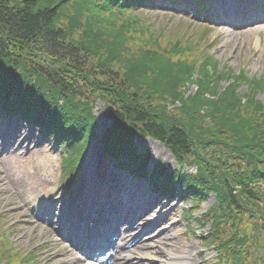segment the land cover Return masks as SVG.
<instances>
[{
    "label": "trees",
    "instance_id": "16d2710c",
    "mask_svg": "<svg viewBox=\"0 0 264 264\" xmlns=\"http://www.w3.org/2000/svg\"><path fill=\"white\" fill-rule=\"evenodd\" d=\"M148 1L0 0V114L20 116L63 146L60 183L69 191L98 138L101 99L112 119L99 139L105 155L125 157L145 177L150 151L136 150L135 136L162 143L180 166L155 165L150 175L163 191L185 190L196 209L215 197L200 219L210 225L214 264H264V82L225 74L202 34L189 41L143 26L134 13ZM10 242L0 234V264H29Z\"/></svg>",
    "mask_w": 264,
    "mask_h": 264
},
{
    "label": "rangeland",
    "instance_id": "374dc122",
    "mask_svg": "<svg viewBox=\"0 0 264 264\" xmlns=\"http://www.w3.org/2000/svg\"><path fill=\"white\" fill-rule=\"evenodd\" d=\"M212 1L216 2L217 0ZM166 5H168V0L161 2L148 1L144 7L137 9L134 14L143 26L152 28L158 34L173 33L189 41H195L199 38L198 34H202L205 38L199 39L207 43L205 45L207 51H205L214 56L218 62L217 67L220 70L223 69L225 74L235 75L244 72L247 77L251 79L262 78L264 82V24L235 31L231 30L226 24L201 28L203 27L201 23L205 20L198 19L189 7L176 9L175 7L179 6V2L169 5V7L174 6V9L168 8ZM253 25H255L254 21ZM48 57L50 58V56ZM44 58L43 60H45ZM85 70H91V65H87ZM80 82L83 83V81ZM226 86V82H224L222 87ZM187 89V94H193L197 90V86L189 85ZM180 90L183 91L184 87ZM238 92L246 93L247 86L239 87ZM257 99L264 105V83ZM158 100L157 103L163 102L162 99ZM168 101L169 111H176V107L180 106L179 102L170 103V98ZM95 104V132L98 138L92 140L88 145L82 171H86L85 166L89 163H91L90 168L96 170L100 162L102 163V169H100L103 170L104 168V182L109 184L108 173L113 170V162L107 160L104 164L99 139L103 136L105 130L111 126L112 119L108 115L104 101L97 99ZM7 130L6 127L0 126V151L4 147H1L3 143H6L7 146V151L0 152V232H6L10 235V243L16 248L19 255L34 253L35 256L37 254L35 257L36 264H65L53 256L57 252L49 250L53 249V246L55 247L53 236L56 232L55 227L51 229L47 224L34 223L35 217L32 209L33 207L47 208L46 201L49 202L48 198L54 199V203L58 201L55 200L56 197H60V200H67L66 188L60 186L59 181V160H62L60 154L64 148H58L51 140L38 136V132H35V130L29 134L27 128L26 131L20 129V133L17 135L13 134L12 131L9 132L10 139L5 140ZM134 146L140 152L150 151L148 171L152 170L159 162L166 164L169 170H180V166L177 164L172 152L161 143L151 138H143L137 133ZM93 149L95 153L92 152ZM183 172L187 174L195 173L196 167L189 168L186 166ZM118 175L121 174L118 173L116 177ZM122 175L124 176V174ZM111 180L116 179L112 178ZM119 183H122L121 180ZM140 183H143V181ZM156 200L150 203L155 204V207H157L155 211L159 214L163 212L165 218L164 216L158 218V214L148 220L150 223H160L162 220L157 228H160L162 233L168 232L172 239L168 236L166 240L159 244L155 241L157 238H151L147 244H150V247L151 244L156 245V248L135 247L131 251L124 248L126 250L123 251L124 260L128 256L134 259V263L131 264H141L140 261L148 259L153 264H173L175 261L171 256H181V260L184 258L191 264L211 262L216 257L217 252L212 248L211 242H205L199 236L209 229V224L201 228L200 219L214 205V195H210L204 203L199 205L198 209H196L197 207L193 202H187L181 198H174L169 201L157 197ZM192 206L195 210L187 216L185 210L188 211ZM18 209L20 212L17 211ZM48 215L51 216L50 213ZM27 221L33 226H27L25 224ZM175 223H177L176 226L171 229ZM172 242H174V246H170ZM47 244L51 246L48 247ZM151 252H153V255Z\"/></svg>",
    "mask_w": 264,
    "mask_h": 264
},
{
    "label": "bare ground",
    "instance_id": "6f19581e",
    "mask_svg": "<svg viewBox=\"0 0 264 264\" xmlns=\"http://www.w3.org/2000/svg\"><path fill=\"white\" fill-rule=\"evenodd\" d=\"M229 1L231 3L219 4V10L229 13L236 12V8H238L239 5L232 3L236 2V0ZM92 152L95 153L94 149L92 150ZM90 167L91 163L85 166L86 173L82 177V190L84 191L85 195L92 196L94 192L98 191V189H101V195H105L106 188L108 186L104 184V180L101 175L93 174L94 169ZM121 181L123 180L121 179ZM116 182H120V179L117 178ZM122 188L128 189L127 187ZM48 199L49 202L46 201L47 208H32L33 216L35 218H40L41 224H47L49 226L52 224L69 227V234L73 239L83 243L92 251L99 253L97 254V259L99 260L100 264H105V261L100 260V258L102 257V253L100 252L103 249H110L114 251V260L117 259L118 264L124 263L123 253L121 249L113 243V237L116 234H118L124 242H129L134 240L135 238H139L135 246L140 248H156V245L151 244L150 247V244H147L148 241L151 240V238H157L155 241L161 244L169 236L168 232L163 231L165 233H162L161 229L157 228L162 220L160 223H150V221L148 220L150 218H154L159 214L155 211L157 207H155V204L152 203L146 202V204L144 205L142 203L133 204L131 207L130 203L120 204L117 202L114 204L111 212H106L105 215H100L101 218H99V211L96 209L94 210V208L91 207L92 210L91 212H89L87 210L86 204L84 203L64 201L63 199L60 200V197L55 198V200H58L57 203H54V199ZM24 203L26 204L27 202ZM17 211H19V209ZM49 213L51 214V216L48 215ZM79 214H81L82 216L81 219H79ZM161 215L164 216L165 214L161 212L158 215V218L162 217ZM176 224L177 223H175L174 226L171 227V229L175 227ZM26 225L33 226L28 221L26 222ZM145 232L147 236L142 237ZM170 246H174V242H172ZM57 250H59V248L50 249L51 252H55ZM108 251H106V253ZM151 254L153 255V252H151ZM69 258L70 255L65 252L64 256H61L60 262H66ZM171 258L173 259V261H175V263L173 264H191L188 263V261L184 258L181 260V256H171ZM151 262L152 261L150 259L140 261L141 264H151Z\"/></svg>",
    "mask_w": 264,
    "mask_h": 264
}]
</instances>
